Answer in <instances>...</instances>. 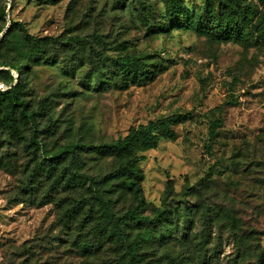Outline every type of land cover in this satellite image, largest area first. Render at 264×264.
<instances>
[{
  "label": "rangeland",
  "instance_id": "rangeland-1",
  "mask_svg": "<svg viewBox=\"0 0 264 264\" xmlns=\"http://www.w3.org/2000/svg\"><path fill=\"white\" fill-rule=\"evenodd\" d=\"M180 2L193 20L212 25L207 0ZM227 4L254 15L264 10V0H215L216 15ZM171 18L168 0H0V37L22 23L42 45L38 56L22 58L16 45L23 32L15 26L0 47V64L29 67L22 86L37 113L40 144L30 143L23 119L21 134L0 125V264H23L30 253L39 264L55 262L70 253L73 241L62 245L67 236L54 226L65 200L79 195L62 190L63 174L77 169L90 186L119 165L89 150L74 151L77 164L70 143H110L175 114L191 115L176 128L178 138L141 154L144 215L163 206L168 190L172 212L157 225L121 226L126 237L140 241L139 233L153 228L162 242L142 243L147 257L189 247L192 264H264V43L256 35L248 46L219 42ZM127 55L143 59L136 83L114 64ZM9 85L0 76V88ZM213 121L222 125L212 137ZM117 203L116 217L131 206Z\"/></svg>",
  "mask_w": 264,
  "mask_h": 264
},
{
  "label": "trees",
  "instance_id": "trees-1",
  "mask_svg": "<svg viewBox=\"0 0 264 264\" xmlns=\"http://www.w3.org/2000/svg\"><path fill=\"white\" fill-rule=\"evenodd\" d=\"M223 2V0H219ZM233 2V0H229ZM171 6V20L179 27H186L204 33L219 42H237L246 46L250 45L251 36L264 43V10L262 14L253 13L251 8L238 10L230 4L225 6L226 12L216 15L214 12L215 0H207L206 10L213 19L212 25L202 26L198 21L192 19L190 11L182 5L180 0H168ZM23 32V37L16 45L20 56L28 58L38 56L42 49L40 39H34L27 33V29L22 23H12L11 28L0 37V47L3 48L13 34L14 28ZM6 27L0 29V34ZM114 64L133 83L139 81L144 75L143 59L139 56L127 55L117 58ZM0 76L6 77L9 88H0V111L4 110L5 117H0V125L4 132L16 135L21 134L17 125V119L26 121L31 135L29 141L34 146H40L38 142L37 113L30 110L29 101L24 96L23 80L29 78L28 65L19 67L16 64L2 62ZM6 68H9L7 70ZM22 70L25 73L22 74ZM12 71H16L19 76L14 78ZM22 76L26 78L23 79ZM191 119L189 114H175L167 116L148 124L133 126L128 134L119 140L110 143L86 144L70 143L68 148L73 154L69 156L71 161H75L76 150L95 152L103 157L111 158L119 162L115 171L103 180L93 179L90 186L86 184L85 177L72 169L65 179L60 180L64 191L78 193L79 197H71L65 200L62 207L61 216L54 228H60L65 232L67 239L62 245L71 243V257L69 250L62 252V256L57 261L46 258L41 264H192L196 255L195 250L189 247H182L177 250L164 251L161 249L147 257L142 253L144 247L142 243L158 246L162 241L151 227H145L139 233L140 241H131L126 237L121 226L123 225H147L162 223L167 221L172 209L169 205L168 197L171 191L166 192L163 206L155 209L153 216L144 215L147 204L142 192V182L144 180L141 161L144 159L141 154L152 149H156L162 140L175 141L178 138L176 128ZM222 125L221 121H213L210 125L211 135L214 136L215 129ZM21 136V135H20ZM70 152L69 149L65 153ZM54 159H51V162ZM51 166V165H50ZM62 176V177H63ZM109 186L110 191L103 188ZM108 193L111 195L109 196ZM185 195V193H184ZM124 199L130 202V207L119 217L116 210L117 201ZM53 230V228H52ZM49 230L47 236L52 238L53 231ZM89 230V231H87ZM89 233V235H88ZM57 240L53 238V242ZM52 244V242H50ZM47 245L48 242H47ZM157 249L158 247H150ZM37 254L30 253L29 258L23 264L30 262L39 264ZM72 258V259H71ZM78 260V261H76ZM32 261V262H31ZM22 264V263H21Z\"/></svg>",
  "mask_w": 264,
  "mask_h": 264
}]
</instances>
